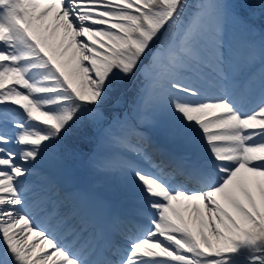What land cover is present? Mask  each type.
<instances>
[{"label": "snow or ice", "instance_id": "snow-or-ice-1", "mask_svg": "<svg viewBox=\"0 0 264 264\" xmlns=\"http://www.w3.org/2000/svg\"><path fill=\"white\" fill-rule=\"evenodd\" d=\"M0 264H264V0H0Z\"/></svg>", "mask_w": 264, "mask_h": 264}, {"label": "rangeland", "instance_id": "rangeland-1", "mask_svg": "<svg viewBox=\"0 0 264 264\" xmlns=\"http://www.w3.org/2000/svg\"><path fill=\"white\" fill-rule=\"evenodd\" d=\"M41 167H43V168H47V169H50V167H52V165H51L50 162L45 161V163H43V164L41 165ZM81 171H82V170H81ZM111 179H112L113 181H111ZM109 181H111V182L108 183V186L110 187V190H111L112 186H113L114 184L118 183V182H117V179H116L114 176H110V180H109ZM94 188H95L97 191H101V192H103L104 190H103L102 188H105V186H103V185L100 184V185H95Z\"/></svg>", "mask_w": 264, "mask_h": 264}]
</instances>
